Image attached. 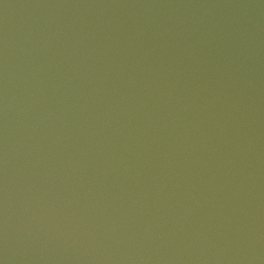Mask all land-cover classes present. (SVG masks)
I'll return each instance as SVG.
<instances>
[{"label":"water","instance_id":"95a60500","mask_svg":"<svg viewBox=\"0 0 264 264\" xmlns=\"http://www.w3.org/2000/svg\"><path fill=\"white\" fill-rule=\"evenodd\" d=\"M0 264H264V223L135 163L0 75Z\"/></svg>","mask_w":264,"mask_h":264}]
</instances>
